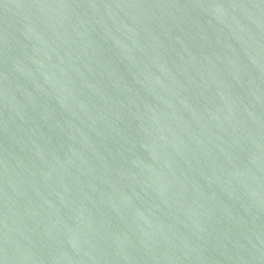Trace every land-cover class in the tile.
Listing matches in <instances>:
<instances>
[{"label":"water","instance_id":"water-1","mask_svg":"<svg viewBox=\"0 0 264 264\" xmlns=\"http://www.w3.org/2000/svg\"><path fill=\"white\" fill-rule=\"evenodd\" d=\"M0 264H264V0H0Z\"/></svg>","mask_w":264,"mask_h":264}]
</instances>
